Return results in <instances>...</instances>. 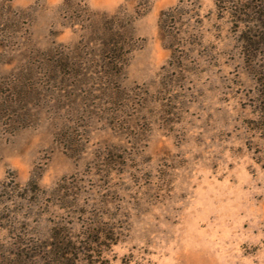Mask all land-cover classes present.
<instances>
[{
	"label": "rangeland",
	"instance_id": "1",
	"mask_svg": "<svg viewBox=\"0 0 264 264\" xmlns=\"http://www.w3.org/2000/svg\"><path fill=\"white\" fill-rule=\"evenodd\" d=\"M84 1L132 19L118 78L64 0H13L18 40L0 32V264L86 244L111 264H264V13L243 14L260 1L183 3L177 49L159 18L181 0Z\"/></svg>",
	"mask_w": 264,
	"mask_h": 264
},
{
	"label": "trees",
	"instance_id": "2",
	"mask_svg": "<svg viewBox=\"0 0 264 264\" xmlns=\"http://www.w3.org/2000/svg\"><path fill=\"white\" fill-rule=\"evenodd\" d=\"M13 0H0V32L4 34L6 40H18V33L22 29L24 22V15L18 14L13 11ZM151 0H136L135 13L138 16L144 15L149 8ZM232 2L234 7H227V2ZM242 0H220L223 4V10H226L233 15H241V9L236 4ZM258 3H251L245 9L243 14H251L254 11L264 13V0H259ZM185 2L197 4L198 0H181L180 4L174 8L163 11L159 18V28L164 38L168 39V46L172 49H177L182 42V34L186 33L184 28L188 21L194 18L195 15L190 14L189 11L183 9L181 5ZM244 3V2H243ZM226 6V7H225ZM259 7V11L258 8ZM65 12H67L72 19V23L78 26L81 39H87L90 43H95L99 49L102 60L105 61V68L107 76L118 78L130 61L132 52L137 47V39L130 28L132 21L128 15H121L122 13H116L108 15L106 12L100 13L91 9L84 0H64L61 6ZM23 14V12H22ZM237 17V16H236ZM239 18V17H237ZM68 64L71 63V59H68ZM36 186V182H33ZM12 196L7 192L0 195V203L2 201H11ZM8 218V217H7ZM4 219H6L4 217ZM7 220V219H6ZM8 221V220H7ZM2 225H0L1 227ZM59 231L56 234L59 236ZM70 244V243H69ZM56 245H61L56 243ZM101 246V245H100ZM94 249L92 245H85L80 253H75L76 258H68L71 264H76L81 255L83 264H89L94 262L95 264H111L110 260L102 256V251H99L98 258L94 256ZM65 256L73 254L71 252H64ZM78 256V257H77ZM64 257V255H63Z\"/></svg>",
	"mask_w": 264,
	"mask_h": 264
}]
</instances>
